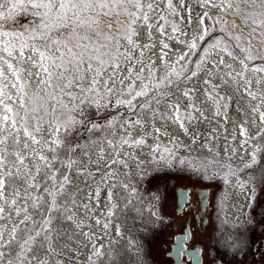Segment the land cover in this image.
<instances>
[{
    "label": "snow or ice",
    "instance_id": "obj_1",
    "mask_svg": "<svg viewBox=\"0 0 264 264\" xmlns=\"http://www.w3.org/2000/svg\"><path fill=\"white\" fill-rule=\"evenodd\" d=\"M240 11L233 0H0V264H66L52 222L63 213L82 227L61 199L73 173L94 185L80 205L100 226L80 232L88 264L106 255L113 229L121 235L119 214L139 212L132 181L148 168L222 180L255 200L257 175L264 184V56L227 30L224 17ZM252 25L250 35L264 29V14ZM230 111L239 116L231 130ZM181 135L207 151L180 154ZM179 197L182 209L187 193ZM187 238L186 230L179 242ZM128 245L143 251L134 237Z\"/></svg>",
    "mask_w": 264,
    "mask_h": 264
},
{
    "label": "flooded vegetation",
    "instance_id": "obj_2",
    "mask_svg": "<svg viewBox=\"0 0 264 264\" xmlns=\"http://www.w3.org/2000/svg\"><path fill=\"white\" fill-rule=\"evenodd\" d=\"M164 180L159 204L164 223L152 238L158 264H264V186L248 209L250 222L236 231L219 221L220 187L214 180L180 173ZM181 191L187 193L182 209ZM186 230L188 238L180 243Z\"/></svg>",
    "mask_w": 264,
    "mask_h": 264
},
{
    "label": "rangeland",
    "instance_id": "obj_3",
    "mask_svg": "<svg viewBox=\"0 0 264 264\" xmlns=\"http://www.w3.org/2000/svg\"><path fill=\"white\" fill-rule=\"evenodd\" d=\"M261 3L262 0H256L255 4H252V0H233V6H238L241 11L239 13L229 14L224 17V19L228 21L227 30L230 31L234 36H239L241 45L245 47L250 46L253 54L257 56H264V35L261 34L262 32H264V29H257V33L251 35L250 31L251 27L253 26L252 19L258 20L262 18V14H264V7L261 6ZM246 14L255 15H247L246 17ZM245 18H247V25L245 24ZM101 23L105 30H107V22L102 21ZM233 24H235L236 27L233 28ZM115 27L116 25L113 24L114 29ZM54 35L59 34L54 33ZM89 35H91L94 40L97 39L93 33H89ZM183 47V45L173 44L174 49ZM184 50L186 51V49ZM193 59H195V57H193ZM257 63H259V61H257ZM229 118L230 119L227 127L229 128V130H231L232 122L238 120L239 116L235 111H230ZM207 128L208 125L206 123L198 126V130L202 133L206 132ZM181 139L186 145H188L187 148L180 149V154L182 155H187L190 151L193 155H199L200 153L207 151V149L200 148V143H203V141H199L197 144L193 145L190 144V141L187 137L181 135ZM223 145L224 141L223 139H221L217 147L222 148ZM193 149L195 151H192ZM224 155L225 154L221 152V156ZM178 173L187 176L189 175L190 177L194 176L195 178L206 182V180L201 179L197 174H194L188 170L181 171L178 167L171 169H167L164 167L148 168L147 176L143 178L133 179L132 182L137 186L139 190V197H142V200L138 198L136 203V209H139V212L136 210H126L119 214L114 223L119 225L121 235H117L115 230L113 229L110 236L103 238L106 255L102 257L100 261H97V264H158L157 256L154 254L152 248V238L157 232L160 225L153 223L154 217L151 216L149 209L160 214L159 204L162 194L161 190L165 181L164 179H168L170 176H174ZM240 175L242 179L246 178V175L244 173H241ZM214 181L218 183V186L221 190L224 184L223 181ZM89 186L94 188L91 178L77 176L73 173L71 174V183L67 186V190L65 193L66 198L62 197L61 199L64 203L68 204V207H70V200L77 197V195L75 194L77 191L78 194L80 193L78 196H85L84 202L87 203V198L92 194L93 191V189ZM252 186H254L256 190H261L264 186V184H261L258 175L255 184ZM155 195H159L160 199L158 201L153 200V196ZM101 196L103 197L104 193H101ZM251 202L252 200H249L248 206ZM60 214L61 213H53L52 235L55 238V241L58 242L61 246L67 244V247H65L66 249L77 251L79 250L80 246H73V238L71 236L70 230L66 226V223L63 220V217L60 216ZM88 215L91 216V214ZM99 231V226L96 225L94 219H91V223L89 225V228L86 230V233H99ZM69 237H71V239H69ZM133 237L143 248V251L139 255L136 248L130 247L128 245V240L132 239ZM109 240L112 241L111 244H109ZM99 242L100 241H97V243ZM63 248L64 247H61L59 251L63 252V256L61 258L66 262V264H75L76 262H78L79 264H88L87 258L91 254V247L89 243L86 249L83 246L81 247L82 254L80 253L78 255L74 254L73 252L66 253Z\"/></svg>",
    "mask_w": 264,
    "mask_h": 264
},
{
    "label": "bare ground",
    "instance_id": "obj_4",
    "mask_svg": "<svg viewBox=\"0 0 264 264\" xmlns=\"http://www.w3.org/2000/svg\"><path fill=\"white\" fill-rule=\"evenodd\" d=\"M90 188L93 189V187H90ZM85 191H87V190H85ZM220 191L221 192L219 194L220 196H219V205H218V207H219V218H220L219 221L227 223L228 225L231 226V228L235 227L236 231H238L239 227H243L244 225L246 226L250 222L249 217H247V212L249 211L248 209L250 208L253 200L248 206L249 199H248V194L247 193H241L240 191H238L237 188H232L229 191L228 187L226 185H224V184H223L222 189ZM225 191H229V198L224 201V203H223V211H221L220 198L222 196V193L225 192ZM74 193H75V191H74ZM75 194L77 195V197L75 198V200L77 202V207H73V205L70 203L69 209L74 212L76 217H78L80 220L83 221L82 227L81 228H77L75 223L73 222V220L66 219L63 213H61L60 216L63 217V220L66 223V226L70 230L71 236L73 238V242L71 241L73 246L74 245H76L78 247L80 246L79 250H77V251H71L70 249H66L65 247L63 248V250L66 253H72L73 252L74 254L78 255V254L81 253V247L82 246L85 249L88 246V241L86 240V238L84 236L80 235V232L83 231V232L86 233V230L89 228V225L91 223V219L92 218H91V216L86 215L85 210L83 209V207L80 206L83 203H85L84 202L85 196L84 195L78 196L80 193L78 194L77 191H76ZM218 207H217V209H218ZM99 228H100V226H99ZM75 264H79V263L76 262Z\"/></svg>",
    "mask_w": 264,
    "mask_h": 264
}]
</instances>
